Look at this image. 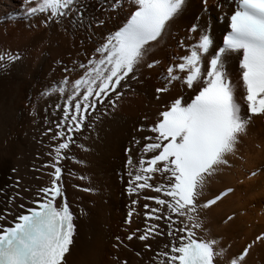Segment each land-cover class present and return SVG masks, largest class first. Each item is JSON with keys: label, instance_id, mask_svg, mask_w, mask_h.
<instances>
[{"label": "bare ground", "instance_id": "obj_1", "mask_svg": "<svg viewBox=\"0 0 264 264\" xmlns=\"http://www.w3.org/2000/svg\"><path fill=\"white\" fill-rule=\"evenodd\" d=\"M20 2L23 10L25 6L26 9L33 6L25 4L24 0H0V46L12 44L14 49L9 50H16L6 52L4 61H0V211L9 209L8 198L13 196V212L19 211L16 205L20 203L32 207L31 201L37 199L34 194L37 189L51 185V170L42 166L52 163V156L48 153L61 141H52V133L46 134V131L49 128L53 132L57 130L55 121L63 119L64 114L56 106L63 105L65 100L58 93H45H51V88L58 86L66 75L69 81L78 79L83 73L79 65L87 64L89 59H99L95 51L99 47L97 44L113 35L135 9L133 0L124 3L120 0L117 13L111 12L114 11L113 0H83L85 18L82 26L68 21L45 24L39 16L28 15L25 18L17 15V22L8 23V16L18 14ZM232 11L233 6L226 0H206V3L204 0H185L182 11L166 24L160 36L144 46L148 48L133 72L121 82L116 93L110 94L111 102L109 98H102L105 102L97 104L95 111L89 110L81 130L72 132L69 147L62 151L66 158L60 163L59 184L64 195L56 201L59 207L62 203L68 204L74 224L72 243L62 264H122L121 259L126 261L125 264H153L151 258L157 252L167 250L168 222L144 217L146 211L160 207L144 197L159 194L144 189L130 195L129 188L135 175L144 174L140 171L139 161L154 154H145L142 148L152 142L144 137L155 135L148 129L159 121L160 112L176 98H182L186 106L195 95L177 80L168 85L167 92L156 93L157 88L165 86L163 76H166L167 68L188 54L194 38L198 41L199 31L189 32L190 27L199 24L204 29L212 41L209 53L214 54L213 49L221 47ZM98 20L103 24L96 23ZM89 22H92L91 27ZM30 24L35 30L29 27ZM177 43H182L184 50L179 49ZM9 56L19 59L8 61ZM209 58L210 55L202 60V67ZM149 59L156 61L155 67H148ZM65 68H74L75 71L66 73ZM224 71L231 82L234 101L240 106L241 115L245 116L246 93L240 80L237 53H231L224 60ZM201 86L196 84L194 87L198 90ZM39 92L43 96L36 98ZM263 135L264 115L251 116L244 130L237 134L232 150L222 157L223 163L217 164L211 175L205 177L198 189L195 212L178 218L189 226L190 220L198 225L192 230L204 239L193 238L215 241V264H229L245 249L247 254L239 264H264V239L256 237L264 232V220L254 223L256 217L248 202L243 196L238 198L245 187L256 182L245 178V185H241L238 180L243 178L244 171L249 170V174L257 168L264 170ZM242 160L246 165L239 169ZM162 182L159 173L153 174L149 181L152 185ZM222 184L228 185L208 197L209 191ZM77 186L80 187L77 189ZM229 188V193L208 207L199 201L204 198L205 202ZM17 192L22 199L15 196ZM133 200L136 201L134 205ZM149 224H159V231L164 234L140 241L136 238L138 232H144ZM129 234L133 235L132 240L127 239ZM145 245L150 247L146 249Z\"/></svg>", "mask_w": 264, "mask_h": 264}, {"label": "snow or ice", "instance_id": "obj_2", "mask_svg": "<svg viewBox=\"0 0 264 264\" xmlns=\"http://www.w3.org/2000/svg\"><path fill=\"white\" fill-rule=\"evenodd\" d=\"M24 3L33 5L25 9L26 14L39 16L42 23L68 21L78 22L81 26L84 23L83 0H24ZM117 3L118 0H113V9ZM226 3L233 6V11L228 17L231 31L223 38V47L217 46L218 50L213 49L214 54H210L212 41L199 24H193L189 32L199 31L198 41L186 56L180 57L179 63L167 68L165 86L156 89L157 94L167 92L168 85L181 79L195 95L186 106L182 98H176L160 112L159 121L148 129L155 135L144 137L152 142L142 148L145 154H155L139 161L140 171L144 174L135 175L129 188L130 194L144 189L159 194L144 197L160 206L146 211L145 218L168 222L167 250L157 252L151 258L153 264H215V241L193 238L192 229L198 225L190 220L189 226L178 218L195 212L198 189L215 166L223 163L222 157L232 150L235 138L244 130L247 120L251 116L264 115V0H226ZM133 4L135 10L131 11L123 27L105 37V42L95 49L100 58L81 63L79 67L83 73L78 79L69 81L66 75L58 86L51 88V93H45H58L65 100L63 105L56 106L64 114L63 119L55 121L57 130L47 129L52 133V141H61L48 153L52 156L51 165L42 166L53 169L49 173L51 186L37 189V199L31 201L34 207L20 203L16 205L19 211L13 212L11 205L15 197L8 198L9 209L0 211V264H62L74 234L73 216L68 206L63 204L58 208L55 203L63 196L58 166L60 160L66 158L62 151L69 147L73 130H81L89 110L95 111L97 104H103L102 98H109L111 102L110 94L116 93L121 82L133 72L144 46L160 36L166 24L182 11L185 0H133ZM96 23L102 25L103 21ZM91 24L89 22V27ZM231 53L238 54L240 77L246 93L245 116L234 101L233 88L224 71V60ZM209 55L206 66L202 67V60ZM4 59L0 56V61ZM13 59L19 57H8V61ZM64 71L75 69L65 68ZM176 72L185 75L179 77L174 74ZM196 84L202 86L196 90ZM156 173L161 174L164 182L152 185L149 181ZM16 183L18 185L19 181ZM19 195L17 192L16 196ZM135 203L133 200L132 204ZM144 208L147 210L148 205ZM160 227L149 224L136 238L145 241L163 235ZM133 238V235L127 237L128 240ZM149 247L145 245L146 249ZM247 251L245 249L237 258H232L229 264H239Z\"/></svg>", "mask_w": 264, "mask_h": 264}, {"label": "rangeland", "instance_id": "obj_3", "mask_svg": "<svg viewBox=\"0 0 264 264\" xmlns=\"http://www.w3.org/2000/svg\"><path fill=\"white\" fill-rule=\"evenodd\" d=\"M123 3H124V1L125 0H121ZM116 6H120V0L118 1V3H117V5ZM24 6L22 5V3L20 2L19 3V7L17 8V13L18 14H13V15H11V16H8V18H7V22L8 23H11V24H13L14 22H17L16 21V19L18 18V17H21V16H23V18H25L26 17V15L27 14H25V10H23L22 8H23ZM31 7V6H30ZM113 8V7H112ZM25 9H26V6H25ZM117 7H115V9H114V11H111V9H110V11L111 12H114V13H117ZM113 10V9H112ZM22 11V12H21ZM20 13H23V15H20ZM8 15H9V13H8ZM17 15H18V17H17ZM6 19V18H5ZM12 19H15V20H12ZM2 22V20H0V23ZM16 26V25H15ZM30 28H32L33 30H35V28L30 24V26H29ZM191 28V27H190ZM8 38H10V37H8ZM197 42V38H194V40H193V42L192 43H190V48H191V46L193 45V44H195ZM102 43H104V41H102ZM101 42L99 43V44H97V46H100L101 44H102ZM181 45H183L182 43H177V47L179 48V49H183L184 50V46H181ZM8 46V47H7ZM14 47V45H12V44H6V45H3V46H0V53H4V57H6L7 56V53L6 52H10V53H12L13 51H16V50H9V49H14L13 47ZM147 48L148 47H146V49L144 48V50H143V52L144 51H146L147 50ZM2 56V55H1ZM149 62H147V64L149 65V64H152L153 65V67H155L156 66V61H150V59L148 60ZM171 64H174V62H172ZM179 77H183V73L181 74V75H178ZM136 77H137V75H136ZM163 77H165V76H163ZM159 78V77H158ZM238 78V77H237ZM177 82L178 83H182V80L181 79H178L177 80ZM46 88V87H45ZM42 91H44V90H42ZM40 93L41 92H39L37 95H36V98H38L39 96H43V95H40ZM101 113L103 114V112L101 111ZM88 127H92V126H88ZM152 127V126H151ZM55 128H56V126H55ZM49 132H47L46 131V134H48ZM45 134V132L43 133V135ZM264 136V135H263ZM126 150V149H125ZM127 152V151H126ZM241 160V159H240ZM239 160V161H240ZM245 162L242 160L241 162H240V167H239V169L240 168H243V167H245ZM263 168H264V166H263ZM238 169V170H239ZM32 170H34V169H32ZM37 170V169H36ZM262 167L261 168H257V170H255V171H251V172H249V174H248V171L249 170H246V171H244V176H243V178H241V179H239L238 180V182L241 184V185H245V181H244V179L245 178H248V179H251V180H256V182H254L251 186H249V187H245V189L241 192V194L239 193V195H238V198H241L242 196L245 198V200L248 202V206H249V208L252 210L251 212L253 213V216H255L256 218H255V220H254V223H257L258 224V222H260V221H262V220H264V170H262ZM38 171V170H37ZM261 175V176H260ZM261 178V180H260V178ZM259 178V179H258ZM17 180V179H16ZM16 180H15V182H16ZM218 180H220V179H218ZM221 181V180H220ZM223 182V181H222ZM220 184H221V182H220ZM223 185V184H222ZM222 185H220V187H214V189L213 190H211V191H209V193H208V197L209 196H211V195H214V194H216L217 192H218V190H220L222 187H224V186H227L228 184H224L223 186ZM80 186H77V187H75V188H79ZM230 190H231V188H229ZM83 192V194H85V195H89V193H85L84 191H82ZM34 194H36V193H34ZM130 194V193H129ZM21 195V194H20ZM16 196L17 198H19V199H21V196ZM131 195V194H130ZM203 199L204 198H200L199 199V201H200V203L202 204V205H205L204 203L205 202H203ZM227 218V217H226ZM258 218V219H257ZM233 219V218H232ZM257 220V221H256ZM201 222V221H200ZM143 230H141V231H139L138 232V234L137 235H140V234H143L144 232H142ZM261 234V235H260ZM129 235H132V234H129ZM129 235H127V237L129 236ZM195 237H197V238H203L202 236H199V235H195ZM257 238H260V239H264V232H261V233H259L257 236H256ZM204 239V238H203ZM206 239V238H205ZM207 240V239H206ZM121 262H122V264H125L126 263V261L124 260V259H121Z\"/></svg>", "mask_w": 264, "mask_h": 264}]
</instances>
